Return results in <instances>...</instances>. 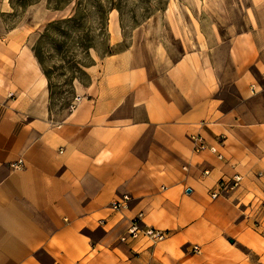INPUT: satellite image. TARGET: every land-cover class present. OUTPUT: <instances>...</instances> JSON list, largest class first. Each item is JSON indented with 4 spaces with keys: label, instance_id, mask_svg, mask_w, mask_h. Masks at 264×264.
<instances>
[{
    "label": "crops",
    "instance_id": "obj_1",
    "mask_svg": "<svg viewBox=\"0 0 264 264\" xmlns=\"http://www.w3.org/2000/svg\"><path fill=\"white\" fill-rule=\"evenodd\" d=\"M247 12L224 57L105 58L60 119L24 28L0 35V264H264V0ZM196 134L221 137L222 160L194 154ZM138 213L166 240L120 243Z\"/></svg>",
    "mask_w": 264,
    "mask_h": 264
},
{
    "label": "rangeland",
    "instance_id": "obj_2",
    "mask_svg": "<svg viewBox=\"0 0 264 264\" xmlns=\"http://www.w3.org/2000/svg\"><path fill=\"white\" fill-rule=\"evenodd\" d=\"M250 6L251 0H14L12 13L0 15V35L24 28L48 82L50 111L60 119L76 97L88 96L107 57L173 61L196 49L224 57L228 29L243 30ZM253 225L264 231V222Z\"/></svg>",
    "mask_w": 264,
    "mask_h": 264
},
{
    "label": "built area",
    "instance_id": "obj_3",
    "mask_svg": "<svg viewBox=\"0 0 264 264\" xmlns=\"http://www.w3.org/2000/svg\"><path fill=\"white\" fill-rule=\"evenodd\" d=\"M251 91H254V86L250 87ZM76 101H79V97H76ZM222 138L219 137L218 141L215 145H208L206 140L200 134L192 135L190 137V142L192 145V152L194 154H199L202 152H209L216 156L218 160H222V155L218 152V146L222 144ZM24 167V162L22 160H18L15 163L10 165L11 170H21ZM207 172H204L203 175H206ZM241 178L238 176H234L230 180L221 179L218 181L214 191L210 193V198L212 200L217 199L221 194L226 193L228 191H232L238 187ZM129 197L122 196L118 201L112 202L108 209L113 212H121L128 208ZM99 225H104V221H99ZM168 234L160 229L149 227L143 222V214L138 213L129 221V226L126 229L125 233L119 238L120 243H128V242H141L146 243L151 247L163 242L166 240ZM200 252L199 247L195 246L192 248V253L197 254Z\"/></svg>",
    "mask_w": 264,
    "mask_h": 264
}]
</instances>
